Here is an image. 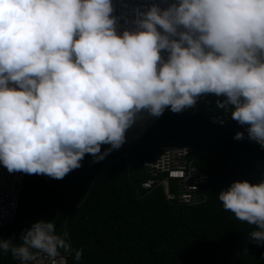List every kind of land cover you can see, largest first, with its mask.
Here are the masks:
<instances>
[{"label": "clouds", "instance_id": "obj_1", "mask_svg": "<svg viewBox=\"0 0 264 264\" xmlns=\"http://www.w3.org/2000/svg\"><path fill=\"white\" fill-rule=\"evenodd\" d=\"M112 13V0H0V165L62 178L85 153L96 161L119 148L140 116L179 112L205 93L222 95L216 106L245 126L234 139L264 148V0L136 6L134 27L119 32ZM216 198L264 243V179L234 180ZM53 229L35 221L0 251L22 264L33 250L79 260Z\"/></svg>", "mask_w": 264, "mask_h": 264}, {"label": "trees", "instance_id": "obj_2", "mask_svg": "<svg viewBox=\"0 0 264 264\" xmlns=\"http://www.w3.org/2000/svg\"><path fill=\"white\" fill-rule=\"evenodd\" d=\"M167 5L170 0H155ZM216 100V95L211 93ZM232 119L211 124L203 115L168 107L158 116L144 114L125 131V140L103 159L85 153L80 166L62 178L26 179L15 221L0 229V239L20 242L22 229L52 220L54 233H67L68 264H264V243L248 238L255 228L225 210L216 198L234 180L264 179V148L250 140ZM191 145L196 165L210 176L208 200L186 206L166 198L163 188L141 189L144 166L163 144ZM109 147L101 145V151ZM34 253L39 252L33 250ZM0 251V264H18Z\"/></svg>", "mask_w": 264, "mask_h": 264}, {"label": "built area", "instance_id": "obj_3", "mask_svg": "<svg viewBox=\"0 0 264 264\" xmlns=\"http://www.w3.org/2000/svg\"><path fill=\"white\" fill-rule=\"evenodd\" d=\"M152 3L161 8L167 5L155 0H112L113 13L117 17V31L122 28H132L133 9L136 6H148ZM125 18L127 22H125ZM162 51V55L165 53ZM224 97L211 98V93L201 94L192 106L184 108L191 115H205L211 124L226 126L232 122L230 113L216 106L217 100ZM223 121L222 123L219 121ZM149 178L140 186L141 189L151 191L162 187L166 198L186 206H198L208 200L203 189L210 183V176L196 165V151L191 145L176 143L163 144L157 156L144 164ZM29 177H36L48 181L50 177L40 173H25L22 171L9 172L0 165V229L12 224L18 214L20 198L25 181ZM69 254L58 253L50 257L42 252L34 253L33 258L23 264H68ZM18 264H22L20 261Z\"/></svg>", "mask_w": 264, "mask_h": 264}]
</instances>
